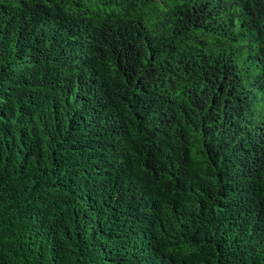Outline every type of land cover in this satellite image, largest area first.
I'll return each mask as SVG.
<instances>
[{
    "label": "trees",
    "instance_id": "1",
    "mask_svg": "<svg viewBox=\"0 0 264 264\" xmlns=\"http://www.w3.org/2000/svg\"><path fill=\"white\" fill-rule=\"evenodd\" d=\"M236 28L264 61V0H0V264H264Z\"/></svg>",
    "mask_w": 264,
    "mask_h": 264
},
{
    "label": "rangeland",
    "instance_id": "2",
    "mask_svg": "<svg viewBox=\"0 0 264 264\" xmlns=\"http://www.w3.org/2000/svg\"><path fill=\"white\" fill-rule=\"evenodd\" d=\"M236 30V34H237V38L239 39L238 40V43L236 44V46L233 47V51L236 52V54L238 55L237 56V61H238V67L240 68V75L243 76V69L246 68L247 66H249L248 68L252 69L251 73L246 76V79H244L243 81V85L244 87L246 88H251L253 92L256 93L257 95V104L258 106L262 105L263 104V99L261 97V94L260 92H258L254 87L251 86L252 84V76L254 74H256L257 72H261L263 69H264V61H254L252 59H249L248 55L252 54V52H250L247 48H245L243 50V52H239V48L241 46H244L246 44H248V38L244 35V34H241L238 30V28L235 29ZM236 56V55H235ZM244 59H247V62L250 63V65H247V63H244ZM248 69V70H249Z\"/></svg>",
    "mask_w": 264,
    "mask_h": 264
}]
</instances>
